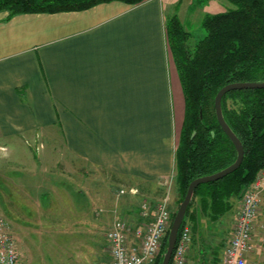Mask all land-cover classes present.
<instances>
[{
	"label": "crops",
	"instance_id": "crops-1",
	"mask_svg": "<svg viewBox=\"0 0 264 264\" xmlns=\"http://www.w3.org/2000/svg\"><path fill=\"white\" fill-rule=\"evenodd\" d=\"M179 1L114 0L84 10L15 15L0 10V161L11 152L17 160L23 138L41 133L63 151L69 178L102 169L140 194L175 205L185 98L166 20ZM107 189L89 194L104 199ZM137 199L128 194L127 204L137 210L127 228L132 247L140 244L137 230L144 231L155 213L142 217ZM107 214L119 218L118 211Z\"/></svg>",
	"mask_w": 264,
	"mask_h": 264
},
{
	"label": "rangeland",
	"instance_id": "rangeland-1",
	"mask_svg": "<svg viewBox=\"0 0 264 264\" xmlns=\"http://www.w3.org/2000/svg\"><path fill=\"white\" fill-rule=\"evenodd\" d=\"M234 7L228 0H180L176 9H168L171 15L167 17L166 24L172 16L177 15L190 32L189 44L194 47L207 34L202 26L204 16ZM23 140L25 146L23 150L17 149V160L11 152L12 158L8 157L11 156L8 153L5 156L7 158L3 157L0 161V211L10 222L20 254V264H105L110 253L108 233L116 227L115 223L122 221L130 226V223L136 221L133 213L137 210L130 207L131 203L127 204L131 192L138 197L134 206L140 207L142 212L145 205H149L147 209L150 213L158 203L166 202L174 214L180 206L181 191L177 181L174 186L178 187V200L172 206L163 196L155 201L148 196L149 193L134 191L127 183H119L102 169L88 168L83 174L78 171L72 175L73 178H69L71 175L64 166L63 151L52 146V137L37 133L25 136ZM54 142L60 145L58 139ZM179 142L180 134L177 148ZM253 182L240 197L230 199V210L223 212L217 220L211 219L202 210L198 196L195 198L191 214L187 217L191 231L188 264H223L225 248L232 235L243 194L251 189ZM101 186L108 188L109 192L104 199L99 200L97 195L89 194L90 189ZM171 186L168 183L167 189H171ZM83 203L87 205L85 210L73 213L75 207L79 208ZM108 211L114 213L113 217L118 211L119 218H112L107 214ZM141 216L148 218L151 215ZM153 216L152 221L155 218ZM263 221L264 189L255 248L247 264H264Z\"/></svg>",
	"mask_w": 264,
	"mask_h": 264
},
{
	"label": "trees",
	"instance_id": "trees-1",
	"mask_svg": "<svg viewBox=\"0 0 264 264\" xmlns=\"http://www.w3.org/2000/svg\"><path fill=\"white\" fill-rule=\"evenodd\" d=\"M110 1L114 0H0V10H8L11 15L54 13L84 10ZM118 1L134 5L144 0ZM228 1L235 7L204 16L202 26L207 34L194 47L189 44L190 32L177 15L166 24L185 98L184 123L176 150L181 202L194 179L214 174L237 159V149L217 119L215 97L219 90L230 83L264 81V0ZM222 109L243 143V162L224 178L196 188L179 232L187 224L197 196L202 210L217 220L230 210V199L240 197L264 168V88L232 90L223 97ZM167 237L156 264H160L167 249Z\"/></svg>",
	"mask_w": 264,
	"mask_h": 264
},
{
	"label": "built area",
	"instance_id": "built-area-1",
	"mask_svg": "<svg viewBox=\"0 0 264 264\" xmlns=\"http://www.w3.org/2000/svg\"><path fill=\"white\" fill-rule=\"evenodd\" d=\"M263 189L264 169L257 175L251 189L243 194L236 223L225 248L223 264H247L249 255L254 251ZM121 192L124 193L123 190ZM148 206L145 205L141 215H149ZM154 210V220L144 231L138 229L136 232L140 237V244L137 246L129 245L128 223L122 221L115 223L116 227L108 233L110 253L109 261L105 264H156L163 241L171 229L173 218L166 202L158 203ZM262 228H264V221ZM190 232L189 226L185 224L179 232L170 264H188ZM0 264H20V254L10 222L1 211Z\"/></svg>",
	"mask_w": 264,
	"mask_h": 264
},
{
	"label": "water",
	"instance_id": "water-1",
	"mask_svg": "<svg viewBox=\"0 0 264 264\" xmlns=\"http://www.w3.org/2000/svg\"><path fill=\"white\" fill-rule=\"evenodd\" d=\"M244 88H264V81L230 83L222 87L215 97V110H216L217 119L223 131L226 133V135L230 138V140L235 145L237 149V153H238L237 159L234 163H232L228 167L214 174L198 177L189 184L185 197L180 203V206L172 221V226H171V229L167 237V249L163 255V258L160 264H170L171 263V258H172L173 251H174L177 239H178L179 231L185 219L188 207L190 206V203L192 202V199L194 197L196 188L202 183L217 181L219 179L224 178L225 176L229 175L230 173L238 169L243 162V158L245 154L243 143L238 138V136L234 133V131L231 129L230 125L227 123L224 117L223 109H222V100H223V97L228 92L232 90L244 89Z\"/></svg>",
	"mask_w": 264,
	"mask_h": 264
}]
</instances>
